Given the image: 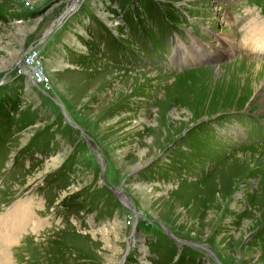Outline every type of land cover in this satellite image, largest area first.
Returning a JSON list of instances; mask_svg holds the SVG:
<instances>
[{
    "label": "rangeland",
    "instance_id": "rangeland-1",
    "mask_svg": "<svg viewBox=\"0 0 264 264\" xmlns=\"http://www.w3.org/2000/svg\"><path fill=\"white\" fill-rule=\"evenodd\" d=\"M73 1L0 0L9 264H264V0Z\"/></svg>",
    "mask_w": 264,
    "mask_h": 264
},
{
    "label": "bare ground",
    "instance_id": "bare-ground-1",
    "mask_svg": "<svg viewBox=\"0 0 264 264\" xmlns=\"http://www.w3.org/2000/svg\"><path fill=\"white\" fill-rule=\"evenodd\" d=\"M72 7H74V6H72ZM62 18L59 19L57 26L62 21ZM252 22H253V26L251 28H248V29L244 28V30H246L249 33V35L252 37V39H254V44H255L254 47L258 46V47H261V49H264V28H261L260 23L259 24H258V22L255 23V21H252ZM54 24H56V22ZM49 32H51V31H49ZM49 32L47 34H49ZM47 34H45L43 36H46ZM228 42L231 43L230 41H228ZM231 45L232 46H234V45L238 46V45H240V42L239 43L232 42ZM30 67L32 68L33 66L31 65ZM261 69H262V67H259L260 71H261ZM30 75H31L32 80L37 78L36 73H35V75L33 73H31ZM40 78H42V75L40 76ZM263 85H264V83H263ZM251 89H252V87H251ZM263 102H264V96H263ZM30 210H31L30 208H27V206L23 205L21 210H19V211L22 214L24 213L23 216H25V218L29 219L32 215V214L30 215V213H29ZM22 214H21V216H22ZM17 218H19V217H16V214L13 211H11V212H8L7 215L2 220L0 219V249H1L0 250V264H9L10 263V261L7 260V258H8L7 244L10 245L16 239V234H17L16 230L21 228L22 221H24V223L29 224V221L17 220ZM16 220L19 222V224L21 223V225L15 224L14 222ZM30 222H31V224H33V227L35 228V227H37V223H39L40 221L39 220L35 221L34 219L30 218ZM26 227H27V225H25V228Z\"/></svg>",
    "mask_w": 264,
    "mask_h": 264
},
{
    "label": "water",
    "instance_id": "water-1",
    "mask_svg": "<svg viewBox=\"0 0 264 264\" xmlns=\"http://www.w3.org/2000/svg\"><path fill=\"white\" fill-rule=\"evenodd\" d=\"M71 8H72V5L71 7L69 6V8H65L64 11L59 15V17L57 18L56 20V24H54L50 29L49 31L53 30L56 26H57V23L59 22V19H61L63 16H65L66 14H68V12L71 11ZM17 63L19 62V60L16 61ZM118 190V189H116Z\"/></svg>",
    "mask_w": 264,
    "mask_h": 264
},
{
    "label": "crops",
    "instance_id": "crops-1",
    "mask_svg": "<svg viewBox=\"0 0 264 264\" xmlns=\"http://www.w3.org/2000/svg\"><path fill=\"white\" fill-rule=\"evenodd\" d=\"M99 32H101V35L103 34V31H101V29L98 27ZM54 30V29H53ZM97 31V28H95V32ZM98 34V33H97ZM109 38H103L102 44L105 46H109ZM103 48V47H102Z\"/></svg>",
    "mask_w": 264,
    "mask_h": 264
},
{
    "label": "built area",
    "instance_id": "built-area-1",
    "mask_svg": "<svg viewBox=\"0 0 264 264\" xmlns=\"http://www.w3.org/2000/svg\"><path fill=\"white\" fill-rule=\"evenodd\" d=\"M34 56H35V54H34ZM29 63L32 64L31 62H29ZM35 73H36L37 78H35L34 81H35V83L38 84L41 82V78H40L41 73L40 72H34L33 74L35 75Z\"/></svg>",
    "mask_w": 264,
    "mask_h": 264
}]
</instances>
